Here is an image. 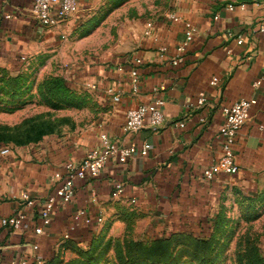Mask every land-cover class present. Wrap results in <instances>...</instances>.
I'll return each instance as SVG.
<instances>
[{
  "label": "crops",
  "instance_id": "obj_1",
  "mask_svg": "<svg viewBox=\"0 0 264 264\" xmlns=\"http://www.w3.org/2000/svg\"><path fill=\"white\" fill-rule=\"evenodd\" d=\"M240 1L246 2L245 8L225 9L226 4ZM107 2L117 25L114 47L99 59L86 56L79 68V78L99 98L95 121L72 138L17 154L0 152V217L25 211L22 228L0 225V264L21 256L27 264L46 263L71 216L82 207L91 215L119 219L125 210H134L141 217L137 231L144 234L207 231L225 196L251 193L264 179V31L257 30L264 27V0H80L78 13L55 28L40 25L32 13V0H0V65L18 71L22 54L32 59L50 52L66 55L73 41L79 50L82 30ZM184 22L194 25L196 32L183 62L173 66L170 59L184 37ZM237 36H242V43H237ZM129 57L142 59L137 92L127 74ZM119 64L124 71L117 70ZM212 77L218 78L217 84H210ZM256 80L258 86L253 84ZM156 95L165 100L162 126L156 131L145 127L125 132L126 111ZM199 96H205V105L189 110L187 104ZM249 98L256 103L234 144L238 173H219L205 180L203 169L221 155L220 106ZM180 121L183 126H178ZM102 132L137 151L125 162L110 159L95 178L76 180L72 199L56 205L50 224L35 234L34 227L41 225V203L56 185L54 172L98 145ZM145 141L150 149L142 156L138 148ZM115 182L123 184L120 198L110 194ZM24 191L36 199L33 207L18 200ZM87 233L91 234L89 228L80 227L70 238L79 240Z\"/></svg>",
  "mask_w": 264,
  "mask_h": 264
},
{
  "label": "rangeland",
  "instance_id": "obj_2",
  "mask_svg": "<svg viewBox=\"0 0 264 264\" xmlns=\"http://www.w3.org/2000/svg\"><path fill=\"white\" fill-rule=\"evenodd\" d=\"M112 11L102 5L82 30L79 50L73 41L66 55L42 53L18 71L0 65L1 153L72 138L95 121L99 98L79 68L86 56L99 59L113 49ZM118 219L104 217L82 239L61 238L44 264H264V179L251 193L225 196L207 231L144 234L134 210Z\"/></svg>",
  "mask_w": 264,
  "mask_h": 264
},
{
  "label": "built area",
  "instance_id": "obj_3",
  "mask_svg": "<svg viewBox=\"0 0 264 264\" xmlns=\"http://www.w3.org/2000/svg\"><path fill=\"white\" fill-rule=\"evenodd\" d=\"M80 0H32V13L40 25L47 28H55L75 16L79 10ZM246 2L240 1L237 4L228 3L225 9L228 11L234 10L236 7L245 8ZM169 17L177 22L179 18L173 14ZM218 14L214 18H217ZM184 37L175 47V55L170 59L173 66L179 65L184 60V54L194 38L196 27L189 22H184ZM258 31H264L263 26H259ZM148 29L145 30V34ZM64 37V36H62ZM237 43H242V36H237ZM162 53L166 52V48L162 47ZM19 59L21 61L27 60V55L22 54ZM125 63L129 65L128 77L133 92L138 90L139 75L137 67L142 64L140 57L126 58ZM118 71H124V65L117 66ZM218 83L217 77H212L210 80L211 85ZM254 86L260 84L256 80ZM157 90V89H155ZM108 93H113L112 88L107 89ZM206 103L205 96H199L187 104L189 110L203 107ZM256 103L254 98L240 99L232 103H225L220 106L224 123L220 126L218 133L221 140V155L219 159L208 167L203 169L202 175L205 180H212L217 174L224 173L227 175H234L238 173L239 167L235 161L234 144L237 134L243 124L249 117L251 107ZM165 100L162 96L156 95L147 103H141L136 107L129 108L125 114V121L123 130L127 133H135L142 128H150L154 131L158 130L164 122V108ZM204 119L201 118V121ZM264 122V118H263ZM178 126H183V122L177 123ZM263 123L260 124V127ZM99 144L90 148L85 152L83 157L79 160H67L63 163L60 170L53 174V179L56 182L54 191L49 193L41 203L39 208V215L41 225L34 227L35 234H41L44 226L51 222L52 212L56 205L65 204L69 202L74 194L76 180L92 179L101 173L106 163L116 158L118 162H125L136 151L134 145H120L114 141L107 133L102 132L98 136ZM150 149V143L145 141L138 148L140 155H147ZM123 184L115 182L112 185L111 197L120 198L123 193ZM18 200L22 202L27 208L33 207L36 204V199L33 198L29 192L24 191L18 196ZM25 219V211H17L13 214L0 217V225L2 227L11 229H20L23 227ZM104 220L103 214L91 215L87 208L82 207L77 209L71 216L65 231L61 234L63 239L69 238L71 233L80 227L94 228L102 223ZM37 244L32 245V249L36 250ZM27 258L21 256L18 260H12L11 264H27Z\"/></svg>",
  "mask_w": 264,
  "mask_h": 264
},
{
  "label": "trees",
  "instance_id": "obj_4",
  "mask_svg": "<svg viewBox=\"0 0 264 264\" xmlns=\"http://www.w3.org/2000/svg\"><path fill=\"white\" fill-rule=\"evenodd\" d=\"M134 243H136V242H134Z\"/></svg>",
  "mask_w": 264,
  "mask_h": 264
}]
</instances>
